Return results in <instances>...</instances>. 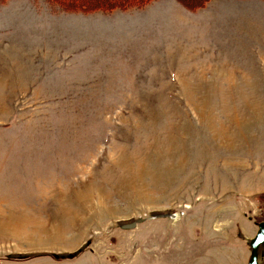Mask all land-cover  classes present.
Instances as JSON below:
<instances>
[{
  "label": "rangeland",
  "instance_id": "obj_1",
  "mask_svg": "<svg viewBox=\"0 0 264 264\" xmlns=\"http://www.w3.org/2000/svg\"><path fill=\"white\" fill-rule=\"evenodd\" d=\"M263 221V0L0 4V264H247Z\"/></svg>",
  "mask_w": 264,
  "mask_h": 264
},
{
  "label": "trees",
  "instance_id": "obj_2",
  "mask_svg": "<svg viewBox=\"0 0 264 264\" xmlns=\"http://www.w3.org/2000/svg\"><path fill=\"white\" fill-rule=\"evenodd\" d=\"M7 0H0V4ZM153 0H45L51 8L63 9L66 12L89 13L95 11L109 12L116 9L126 10L140 7ZM185 8L196 10L203 8L210 0H177ZM264 1V0H263Z\"/></svg>",
  "mask_w": 264,
  "mask_h": 264
},
{
  "label": "water",
  "instance_id": "obj_3",
  "mask_svg": "<svg viewBox=\"0 0 264 264\" xmlns=\"http://www.w3.org/2000/svg\"><path fill=\"white\" fill-rule=\"evenodd\" d=\"M176 214H161L156 215L153 218H170L174 219ZM143 220L138 219L136 221L130 222L128 224L122 225L123 229H133L138 223H141ZM264 245V221L258 224V230L255 236L249 241L250 246V257L248 264H259L258 263V249L260 246ZM72 254L68 255L71 257Z\"/></svg>",
  "mask_w": 264,
  "mask_h": 264
},
{
  "label": "crops",
  "instance_id": "obj_4",
  "mask_svg": "<svg viewBox=\"0 0 264 264\" xmlns=\"http://www.w3.org/2000/svg\"><path fill=\"white\" fill-rule=\"evenodd\" d=\"M216 66V65H215ZM207 88H203L202 90H206ZM190 93V92H189ZM194 94H196V93H204V92H193ZM264 254V253H263ZM250 257V256H249ZM263 260H264V257H263ZM249 261V260H248ZM248 264V263H247Z\"/></svg>",
  "mask_w": 264,
  "mask_h": 264
}]
</instances>
